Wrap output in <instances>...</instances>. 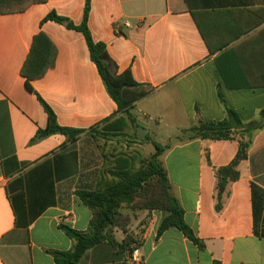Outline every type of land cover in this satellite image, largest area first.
<instances>
[{
  "label": "crops",
  "instance_id": "1",
  "mask_svg": "<svg viewBox=\"0 0 264 264\" xmlns=\"http://www.w3.org/2000/svg\"><path fill=\"white\" fill-rule=\"evenodd\" d=\"M86 2L46 0L0 15V264H58L54 252L73 250L62 227L85 232L93 217L78 194L97 190L108 168L104 153L138 150L144 158L143 142L132 139L138 127L158 140L162 131L175 132L160 161L185 223L202 243L176 228L159 235L163 212L141 211L131 231L144 232L145 264H264L253 201V186L264 191V128L252 132L240 177L228 184L219 212L216 170L234 160L241 137L178 139L200 121H223L227 108L244 125L260 120L264 0H90L92 39L106 46L116 72L130 71L145 92L130 110L135 127L118 113L84 34L46 20L56 14L81 26ZM40 34L56 58L43 77L30 81L31 91L22 69ZM40 99L60 127L82 133L40 137L48 127ZM112 235L115 244H98L79 264H128L129 234L115 229Z\"/></svg>",
  "mask_w": 264,
  "mask_h": 264
},
{
  "label": "trees",
  "instance_id": "2",
  "mask_svg": "<svg viewBox=\"0 0 264 264\" xmlns=\"http://www.w3.org/2000/svg\"><path fill=\"white\" fill-rule=\"evenodd\" d=\"M45 1L0 0V15L22 12L32 4ZM89 11L90 0H87L83 23L78 27L56 14H50L46 20L66 24L69 29H74L84 34L88 43L91 60L97 66L108 93L117 104L118 113H122L135 127L136 124L130 110L136 101L145 95V92L141 89V85L134 81L130 71L118 74L114 63L107 53L106 46L103 43H96L92 39L87 26ZM55 58L56 48L45 35L40 34L34 40L31 52L22 69V75L27 79L29 90L32 91L30 81L43 77L54 66ZM40 101L48 114V127L41 132L40 137L63 134L74 139L82 133L81 130L60 127L49 106L42 99ZM226 113L227 116L223 121H200L189 129L182 130L178 137L179 140H231L237 136L241 137L239 140V151L234 160L228 166L216 170L218 199L216 210L218 212L223 208V193L228 184L237 181L240 177L238 167L242 161L247 159L252 132L264 128V110L261 112L260 120L248 125L243 124L234 110L227 108ZM121 120L122 118L118 122L121 123ZM119 129L121 131L123 127L119 126ZM118 135H122V132ZM165 149L155 144L154 153L150 157L144 158L145 160L141 167H137L138 165L135 164L136 159H139V161L141 159L139 152H125L120 156L112 153L103 154L108 168L102 170L97 190L95 192H81L78 194L85 205L93 212L89 228L87 231L81 232L68 227H62L75 244L71 251L54 252L53 255L56 263L79 264L83 255L98 244L104 241L115 244L116 242L112 235V231L115 229L121 230L125 235H128L131 231V218L128 219L121 214V207L126 203H134L141 191L148 195L154 189L157 192H152L151 195L154 199L157 198V204L146 202V204L138 207L139 211L151 212L152 210H161L164 218L158 230L159 235L169 228H176L190 241L202 248L201 241L196 238L193 231L184 221V210L180 202L172 194L167 171L160 161V157ZM112 166L114 169H112ZM151 182H154V189L150 188ZM253 201L255 234L260 238H264V222L260 226V216L264 209V191L256 186H253Z\"/></svg>",
  "mask_w": 264,
  "mask_h": 264
},
{
  "label": "rangeland",
  "instance_id": "3",
  "mask_svg": "<svg viewBox=\"0 0 264 264\" xmlns=\"http://www.w3.org/2000/svg\"><path fill=\"white\" fill-rule=\"evenodd\" d=\"M137 110L138 109H141L143 110V105H137L136 106ZM135 108V109H136ZM140 112H137V115L140 116ZM153 126L155 128H157V125L156 123H152ZM162 138L161 139H153L152 138V135H148L147 137L144 136L143 140L140 141V143L143 142V150L141 151L142 152V155L144 156V158H147L149 155H152L155 151V144H158L160 145L161 147L165 148L167 145H169L170 143V140L169 138H173L172 135H175V132L173 130H165V131H162ZM132 139H136L135 136H132ZM139 141V140H138ZM137 144L136 141L132 140L131 141V144ZM138 151V150H136ZM144 158L141 157L139 163H138V166L137 167H141L142 166V163L143 161L145 160ZM150 188L151 189H154V182H151L150 183ZM152 192H157V190L154 189V191H150L148 193V195H146V193L142 192L139 193L134 201V203L132 204H123V206L121 207L120 209V212L121 214H123V216L127 217L128 219L131 218V221L138 217V215L140 214V211H139V208L138 207H141L140 205L142 204H146L147 203H154V204H157L156 202V199H154V197H152ZM134 217V218H133Z\"/></svg>",
  "mask_w": 264,
  "mask_h": 264
},
{
  "label": "built area",
  "instance_id": "4",
  "mask_svg": "<svg viewBox=\"0 0 264 264\" xmlns=\"http://www.w3.org/2000/svg\"><path fill=\"white\" fill-rule=\"evenodd\" d=\"M61 223L65 222V219L60 220ZM144 232L141 230L131 231L128 236V251L127 258L128 264H145V258L142 253V246L144 242Z\"/></svg>",
  "mask_w": 264,
  "mask_h": 264
},
{
  "label": "water",
  "instance_id": "5",
  "mask_svg": "<svg viewBox=\"0 0 264 264\" xmlns=\"http://www.w3.org/2000/svg\"><path fill=\"white\" fill-rule=\"evenodd\" d=\"M145 133H146V130H145V129L138 127V128L136 129V138H137L139 141H142L143 138H144Z\"/></svg>",
  "mask_w": 264,
  "mask_h": 264
}]
</instances>
